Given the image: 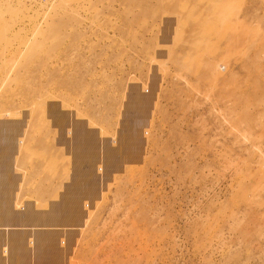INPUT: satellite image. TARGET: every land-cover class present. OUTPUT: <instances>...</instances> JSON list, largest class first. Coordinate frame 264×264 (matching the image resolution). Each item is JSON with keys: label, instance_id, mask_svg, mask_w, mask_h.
Listing matches in <instances>:
<instances>
[{"label": "rangeland", "instance_id": "374dc122", "mask_svg": "<svg viewBox=\"0 0 264 264\" xmlns=\"http://www.w3.org/2000/svg\"><path fill=\"white\" fill-rule=\"evenodd\" d=\"M25 124L123 172L102 248L264 264V0H0V139Z\"/></svg>", "mask_w": 264, "mask_h": 264}, {"label": "crops", "instance_id": "0c3cea01", "mask_svg": "<svg viewBox=\"0 0 264 264\" xmlns=\"http://www.w3.org/2000/svg\"><path fill=\"white\" fill-rule=\"evenodd\" d=\"M28 127L0 139V264H133L131 252L101 246L99 212L114 208L110 186L123 172L109 169L98 133Z\"/></svg>", "mask_w": 264, "mask_h": 264}]
</instances>
